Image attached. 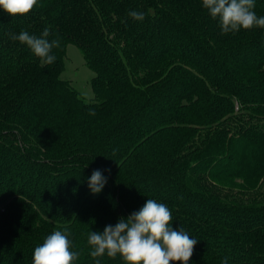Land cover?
<instances>
[{
    "label": "trees",
    "instance_id": "obj_1",
    "mask_svg": "<svg viewBox=\"0 0 264 264\" xmlns=\"http://www.w3.org/2000/svg\"><path fill=\"white\" fill-rule=\"evenodd\" d=\"M254 11L264 16V0ZM45 28L60 41L53 64L10 38ZM70 43L94 73L91 100L61 77ZM95 170L107 177L99 194ZM147 199L197 240L188 264H264V28L222 34L202 0L0 9V264H33L56 230L73 264H96L89 233Z\"/></svg>",
    "mask_w": 264,
    "mask_h": 264
},
{
    "label": "clouds",
    "instance_id": "obj_2",
    "mask_svg": "<svg viewBox=\"0 0 264 264\" xmlns=\"http://www.w3.org/2000/svg\"><path fill=\"white\" fill-rule=\"evenodd\" d=\"M38 0H0V9L11 17L27 16ZM203 7L213 19H218L222 34L235 33L253 27L264 28V16L258 17L254 11L255 0H202ZM128 15L135 21H143L142 12L132 10ZM50 32L45 28L41 36L21 31L10 38L26 45L42 64H53L56 57L53 48L60 46L58 39L49 41ZM89 115L95 112L90 110ZM110 171V170H109ZM107 183L101 170L93 171L88 187L93 194H99ZM90 255L100 264L101 257L115 259L118 255L125 264H188L194 254L197 240L180 227H172V213L169 208L154 199H147L143 207L126 219L120 218L115 226H105L102 233L91 231L88 235ZM67 230L53 231L33 253V264H73L78 253L71 250ZM223 264H227V258Z\"/></svg>",
    "mask_w": 264,
    "mask_h": 264
},
{
    "label": "rangeland",
    "instance_id": "obj_3",
    "mask_svg": "<svg viewBox=\"0 0 264 264\" xmlns=\"http://www.w3.org/2000/svg\"><path fill=\"white\" fill-rule=\"evenodd\" d=\"M93 75L94 73L84 64L79 48L70 43L67 46L65 70L61 77L69 80L86 100H91L94 97L91 86Z\"/></svg>",
    "mask_w": 264,
    "mask_h": 264
}]
</instances>
